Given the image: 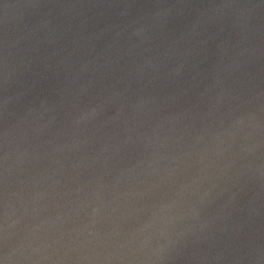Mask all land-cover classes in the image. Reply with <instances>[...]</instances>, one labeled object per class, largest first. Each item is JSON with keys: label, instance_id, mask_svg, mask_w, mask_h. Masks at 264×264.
I'll return each mask as SVG.
<instances>
[{"label": "water", "instance_id": "obj_1", "mask_svg": "<svg viewBox=\"0 0 264 264\" xmlns=\"http://www.w3.org/2000/svg\"><path fill=\"white\" fill-rule=\"evenodd\" d=\"M156 2L0 0L22 79L60 63L0 87L5 264H264V0Z\"/></svg>", "mask_w": 264, "mask_h": 264}, {"label": "clouds", "instance_id": "obj_2", "mask_svg": "<svg viewBox=\"0 0 264 264\" xmlns=\"http://www.w3.org/2000/svg\"><path fill=\"white\" fill-rule=\"evenodd\" d=\"M86 6L88 5H60V7L67 8ZM52 7H56V5H52ZM201 7L250 9L249 3L211 4L202 5ZM146 8L153 10L150 12L152 17L159 18L161 17V10H170L174 8V6H169L166 3V0H157L156 3H153ZM125 10L127 12L128 10H133V8ZM45 23L47 24L48 22L45 21ZM146 30L147 27H145V31ZM145 39H148V37H145ZM55 55L56 54L53 52L52 48L51 50H49L48 47H43L42 49L37 48L34 55L29 56L24 61V69L29 78L22 79L25 73L20 72L16 64L13 62L14 52L12 51V43H10L8 35L3 39V41H0V87L3 89V110L5 112L8 111L10 103H14L28 96L31 97V101H29L30 103L39 102L37 89L42 73L48 72L56 75L60 71V63L56 60ZM32 110L34 109L29 108V111ZM8 135L9 132L7 129L6 139ZM10 258H12V253L7 252L6 259ZM0 264H5V261L0 260Z\"/></svg>", "mask_w": 264, "mask_h": 264}]
</instances>
